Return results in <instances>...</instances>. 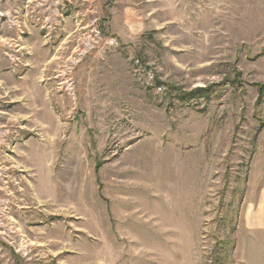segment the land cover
<instances>
[{
  "label": "rangeland",
  "instance_id": "1",
  "mask_svg": "<svg viewBox=\"0 0 264 264\" xmlns=\"http://www.w3.org/2000/svg\"><path fill=\"white\" fill-rule=\"evenodd\" d=\"M264 0H0V264H264Z\"/></svg>",
  "mask_w": 264,
  "mask_h": 264
},
{
  "label": "crops",
  "instance_id": "2",
  "mask_svg": "<svg viewBox=\"0 0 264 264\" xmlns=\"http://www.w3.org/2000/svg\"><path fill=\"white\" fill-rule=\"evenodd\" d=\"M245 209L246 227L249 230H264V187L257 193L256 206L248 204Z\"/></svg>",
  "mask_w": 264,
  "mask_h": 264
}]
</instances>
